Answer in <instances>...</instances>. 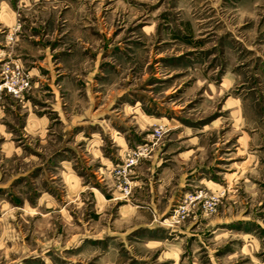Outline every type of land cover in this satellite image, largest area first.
<instances>
[{
  "label": "rangeland",
  "instance_id": "obj_1",
  "mask_svg": "<svg viewBox=\"0 0 264 264\" xmlns=\"http://www.w3.org/2000/svg\"><path fill=\"white\" fill-rule=\"evenodd\" d=\"M0 264H264V0H0Z\"/></svg>",
  "mask_w": 264,
  "mask_h": 264
},
{
  "label": "built area",
  "instance_id": "obj_2",
  "mask_svg": "<svg viewBox=\"0 0 264 264\" xmlns=\"http://www.w3.org/2000/svg\"><path fill=\"white\" fill-rule=\"evenodd\" d=\"M7 76V71L6 70H2L1 71V74H0V77H1V82H4L3 83V86H7V92H12V93H17L18 91H17V89H15V87H8V84H7V82L5 81V77ZM1 90H2V88H0V92H1ZM1 94V93H0Z\"/></svg>",
  "mask_w": 264,
  "mask_h": 264
}]
</instances>
